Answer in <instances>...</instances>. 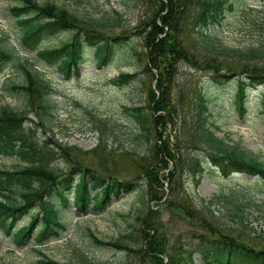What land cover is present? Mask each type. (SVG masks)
<instances>
[{"label": "trees", "instance_id": "1", "mask_svg": "<svg viewBox=\"0 0 264 264\" xmlns=\"http://www.w3.org/2000/svg\"><path fill=\"white\" fill-rule=\"evenodd\" d=\"M10 1L8 11L20 32V41L34 55L20 56V51L0 32V79H5L0 83V92L2 95L12 92L20 100V104L15 106L0 105V156L15 157L24 162L14 172L0 170V215L16 211L20 206L27 211L33 207L39 216L32 217L29 226L23 230V240L29 238L25 233L38 225L42 227L40 236L49 233L57 235L56 228L63 229L64 226L61 213L70 202L81 212L88 207L100 211L109 203L111 195L118 197L121 192L128 194L139 190L140 207L128 215L131 231L122 234L120 240L109 242L97 239L89 232L91 246L98 249L111 247L124 252L135 260V264H176L171 254L167 256V262L163 261L162 224L152 219L157 206L162 209L169 207L175 208L181 218L191 222L193 238H200L206 241L203 242L205 244L213 243L216 250L219 246L223 247L220 264H264V232L257 234L250 228L243 214L244 208L241 210L237 203L225 201L227 205L224 207L231 204L234 213L241 212L239 227L223 225L215 221V216L211 215L214 211L211 210L210 214L208 207L221 197L212 196L199 209L184 195L178 196L183 192V167L187 168L186 172L197 186L203 161L193 156L189 163L185 162L181 155L183 145L171 148L163 131L164 126L174 122L169 119H173L179 111L177 106L181 100H173L172 103L171 90L178 87L175 80L177 63L182 60L195 69L210 71L219 82H226L235 76L245 77V80L239 81L233 97V104L240 115L247 110L246 90L264 84V42L248 48H228L220 40L211 38L206 31L221 24L224 11L232 9L230 0H148L151 5L149 16L140 20V31L136 30V25L135 31L130 33L123 28L125 16L116 11L112 12L113 17L104 14L102 18L94 19L78 16L51 0ZM183 27L198 54L175 38L184 33ZM188 30L191 32L187 33ZM58 33H67L69 37L63 43L53 45L51 41ZM135 33L140 37L141 48L138 52L132 50V55L140 65L138 75L142 77L140 83L144 103L136 108H124V111L137 125L138 136L149 143L144 158L138 154L128 155L127 152L119 155L123 160H132L140 172L132 178L117 180L108 167L109 156L117 152H110L106 147L104 138L107 129L99 130L104 121H100V127L93 128L100 138L92 150H82L55 138L53 129L57 123L53 118L55 104L51 99L52 88L36 67L54 68L64 78L75 76L88 48L94 49L93 59L104 65L117 53L116 45H129V37ZM7 75L10 76L6 79ZM135 77L136 74L120 73L111 82L123 87ZM258 102L264 114V90L258 96ZM206 103L204 98H200V113L194 121L193 130L195 139L208 152L212 165L225 176L240 173L264 179V162L258 156L243 150L238 143L214 134L212 115ZM29 114L34 118L27 117ZM32 125L41 127L46 134L45 141L35 137ZM57 156L66 163L68 170L52 166ZM170 164L173 169L169 170ZM98 171L106 175L102 176ZM140 174L145 176V186L134 180ZM165 181L168 183L167 193L162 190ZM97 187L99 191L95 189ZM173 196L182 197L183 204L175 201ZM146 201L152 204L146 207ZM38 253L42 259L47 258L42 251ZM76 254L78 264H93L85 252ZM47 259L45 262L38 260L37 264H60Z\"/></svg>", "mask_w": 264, "mask_h": 264}, {"label": "rangeland", "instance_id": "2", "mask_svg": "<svg viewBox=\"0 0 264 264\" xmlns=\"http://www.w3.org/2000/svg\"><path fill=\"white\" fill-rule=\"evenodd\" d=\"M43 1V0H42ZM67 10L74 11L78 16H90L94 19L102 18L104 14L113 17V11L125 16L124 29L134 32L138 28L140 20L149 16L151 12L148 0H51ZM234 6L226 10L220 25L208 28L206 31L211 38L220 40L228 48H248L264 42V8L256 6V0H231ZM8 4L0 0V9L5 10ZM254 10L256 13L247 12ZM138 23V24H137ZM15 26L6 18L4 11H0V32L10 41L14 42L17 35ZM184 31V27H183ZM191 32L188 30L187 33ZM179 41L185 44L193 52L190 36L180 33ZM68 39L67 34H60L52 40L53 44L64 42ZM129 46L135 51L141 47L140 37L137 33L129 37ZM130 48L123 45H116L111 61L105 66H97L93 59L94 49L88 48L83 63L80 66L79 75L70 80H62V76L44 72L46 79H51L54 86V99L58 106L55 111L54 132L57 138L68 145H76L83 150H92L99 142L97 133L92 127H100V131L106 130L105 144L107 149L115 150L117 154L109 156L108 164L110 170L118 180L132 178L140 172L132 160L121 159L120 154L127 152L128 155L138 154L143 157L147 153L149 141L143 140L135 122L124 112V108L142 106L144 95L139 90L140 83L135 79L129 86L117 88L109 79L120 73L134 74L139 66L136 59L131 55ZM202 49V46H199ZM202 49V52L205 53ZM194 52H199L194 49ZM201 53V52H200ZM202 54V53H201ZM177 78L175 89L171 90L172 103L181 102L177 106L179 111L170 118L174 120L171 125L163 128L164 134L169 139L171 148L177 149L176 145H183L184 158H191L192 153H199L203 159H209L205 149L195 139L194 121L200 113V94L207 101V110L211 113L213 126H217L215 134L227 139L229 142L238 143L241 148L264 161V118L261 109L257 106V97L264 87L250 90V107L247 106V113L240 115L233 104V97L237 88V79H232L220 85L208 72L200 71L190 67L186 61L177 63ZM179 94V98H178ZM3 102H15L6 97ZM100 122V123H99ZM110 129V131H109ZM92 130V131H91ZM41 136V134H39ZM152 138L151 142H153ZM202 149V150H201ZM144 158V157H143ZM56 158L54 164L58 163ZM18 165L16 159L0 158V168L12 169ZM61 168V166L59 167ZM169 169H173L172 164ZM183 167L182 190L180 192L186 200L192 202L197 208L203 206V200L207 201L212 196L221 197L213 206H208L217 222L223 225L239 227L240 212L234 213L232 205L224 207L225 201L237 203L242 210L244 217L250 223L257 234L264 232V181L260 188H254L251 184L252 178L240 174L228 177L217 174L213 169H206L203 178L195 186L191 176ZM102 173V171H101ZM136 173V174H135ZM105 176V174H100ZM137 182L146 185L143 174ZM142 176V177H141ZM167 184H163L166 189ZM167 193V190L165 191ZM140 191H133L129 194H121L118 198L111 200L106 209L101 213L89 210L81 215L68 210V217L65 222L68 224V231L60 240L47 242L44 253L61 263L78 264L77 252H85L90 263L103 264H135L133 258L128 257L124 252L117 251L111 247L95 248L88 244L86 230L89 229L98 239L103 241H118L120 236L131 231L128 226L131 222L128 215L140 207ZM174 200L183 204L182 197L173 196ZM152 204V203H151ZM146 201V207L151 205ZM188 205V203H187ZM157 208V209H156ZM156 213L152 219L159 221L164 234V256L170 254L175 261H182V264H203L200 247L196 244L197 239H192V224L179 215L175 208L156 207ZM26 217H24L23 222ZM25 224V223H23ZM248 230L249 226L245 225ZM0 243V264H35L38 253L32 249V242L26 247L17 250L15 254L7 252L9 241L2 240ZM29 246V247H28ZM181 258V259H180ZM177 264V263H176Z\"/></svg>", "mask_w": 264, "mask_h": 264}]
</instances>
